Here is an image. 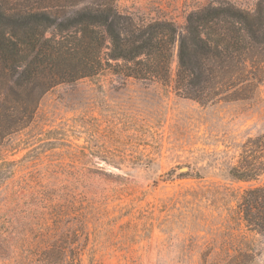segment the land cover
<instances>
[{
    "label": "rangeland",
    "instance_id": "obj_1",
    "mask_svg": "<svg viewBox=\"0 0 264 264\" xmlns=\"http://www.w3.org/2000/svg\"><path fill=\"white\" fill-rule=\"evenodd\" d=\"M71 2L65 15L79 4ZM226 3L264 8V0L114 1L120 12L171 22L180 33L191 12ZM261 32L253 53L261 83L248 102L178 96L176 48L167 86L103 72L48 91L31 125L0 147V264H43L38 230L55 210L68 216L66 226H85L81 264H264V237L236 213L242 191L264 176L229 177L240 146L264 134Z\"/></svg>",
    "mask_w": 264,
    "mask_h": 264
},
{
    "label": "trees",
    "instance_id": "obj_2",
    "mask_svg": "<svg viewBox=\"0 0 264 264\" xmlns=\"http://www.w3.org/2000/svg\"><path fill=\"white\" fill-rule=\"evenodd\" d=\"M71 1L79 4L65 15L62 8ZM82 1L14 0L10 8L0 7V147L31 125L40 99L58 85L111 72L167 86L175 48L178 96L201 105L255 97L261 61L253 53L264 27L262 6L257 13L227 3L205 7L187 16L180 33L171 22H141L120 12L115 0ZM263 176L264 134L244 142L229 169L236 182ZM236 213L248 232L264 237V183L242 191ZM67 219L55 210L38 230L43 264L82 263L85 226L68 227Z\"/></svg>",
    "mask_w": 264,
    "mask_h": 264
},
{
    "label": "water",
    "instance_id": "obj_3",
    "mask_svg": "<svg viewBox=\"0 0 264 264\" xmlns=\"http://www.w3.org/2000/svg\"><path fill=\"white\" fill-rule=\"evenodd\" d=\"M186 170H187L186 168H181V169L178 170V172L181 173V172H185Z\"/></svg>",
    "mask_w": 264,
    "mask_h": 264
}]
</instances>
